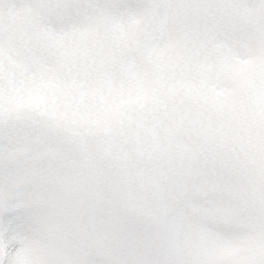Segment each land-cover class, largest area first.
Masks as SVG:
<instances>
[{"label": "snow or ice", "instance_id": "snow-or-ice-1", "mask_svg": "<svg viewBox=\"0 0 264 264\" xmlns=\"http://www.w3.org/2000/svg\"><path fill=\"white\" fill-rule=\"evenodd\" d=\"M0 264H264V0H0Z\"/></svg>", "mask_w": 264, "mask_h": 264}]
</instances>
